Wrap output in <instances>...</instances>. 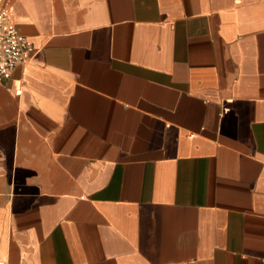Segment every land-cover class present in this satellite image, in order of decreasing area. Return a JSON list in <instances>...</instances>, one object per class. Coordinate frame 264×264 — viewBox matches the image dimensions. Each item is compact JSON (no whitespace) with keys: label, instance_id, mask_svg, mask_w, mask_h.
I'll use <instances>...</instances> for the list:
<instances>
[{"label":"crops","instance_id":"crops-1","mask_svg":"<svg viewBox=\"0 0 264 264\" xmlns=\"http://www.w3.org/2000/svg\"><path fill=\"white\" fill-rule=\"evenodd\" d=\"M1 1L0 262L264 264V0Z\"/></svg>","mask_w":264,"mask_h":264},{"label":"built area","instance_id":"built-area-1","mask_svg":"<svg viewBox=\"0 0 264 264\" xmlns=\"http://www.w3.org/2000/svg\"><path fill=\"white\" fill-rule=\"evenodd\" d=\"M33 52L32 42L17 30L12 12L0 0V84L8 80L13 70L26 62ZM15 94L20 95L21 90L17 89Z\"/></svg>","mask_w":264,"mask_h":264}]
</instances>
